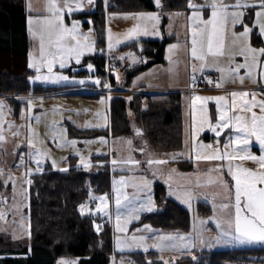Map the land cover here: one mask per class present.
Instances as JSON below:
<instances>
[{
    "label": "rangeland",
    "instance_id": "rangeland-1",
    "mask_svg": "<svg viewBox=\"0 0 264 264\" xmlns=\"http://www.w3.org/2000/svg\"><path fill=\"white\" fill-rule=\"evenodd\" d=\"M97 1L98 0H95V5L92 6L87 5L86 0H84L85 6L83 10L76 12L95 10ZM29 2H31L34 9L31 13H29L27 7ZM204 2L205 0H195L197 4ZM229 2H231V0H229ZM46 3L47 0H26L27 17L30 14L34 17L47 15L44 11ZM103 3L105 7V52L111 51L112 53H117L119 57H125L122 60L123 65L121 68H111L108 70V72H111L115 76L116 80V74L119 73V80L117 81H123L125 69L131 67L130 65L132 62L127 54L132 53L139 58L135 50L122 48V46L130 41L149 37L171 39V41L166 44L165 48V58L168 61V65L162 69L158 68L161 66H156L157 68H150L147 71L141 72L135 77L134 84L138 85L139 83H144L149 86L157 84L173 85L183 82L184 80L187 83L191 73V64L193 62L190 56L191 28L193 26L191 20L192 12L190 9L189 11H167L162 6L161 8L150 10H108L105 5V0H103ZM76 12L71 15L66 14V23L71 25L73 20L80 21V31L85 35H89L90 39L95 42V48L97 49L95 52H103L100 51L101 49L97 46V35L92 17L89 15L77 17V14H75ZM141 12H156L160 15L161 19L158 28L161 34L159 36L141 35L131 40L126 39L125 34L127 30L132 28L135 24L141 23V21L139 19H133L131 16L125 18V14H137ZM209 15L210 11H205L204 19H208ZM252 18L254 19V15ZM89 21L91 23H89ZM245 22L249 23L251 26L249 20L246 19ZM34 27H38V25H34ZM90 28L92 29L91 33H89ZM241 30L242 28L240 26L236 28V31ZM109 34H111L113 44L111 50L108 49ZM28 36L30 40L28 52L29 63V53H32L33 57L38 58L39 47L38 41L34 40L29 32ZM257 37L261 40L260 42H264L262 38L259 36ZM117 40H119L120 43H117ZM170 45H177V48L170 52ZM257 46L264 47V44L262 43ZM94 53H86L85 56L82 57L80 64H76L73 60L64 69H60L59 65H56L54 67V72L69 77L68 80L60 81L59 83L29 79L30 77H34L36 72L34 69L28 67L29 73L27 80L31 85V89L26 93L17 94L14 96V99L7 98V95H0V100H3L6 105L3 110L2 120V135L5 137V140L0 142V169H3V175H0V213H3V218H0V233L4 236L7 247L17 248L22 245H27L30 242L28 213L30 184L28 181H31V176L39 171L36 170L37 165L35 161L31 160L28 155L30 151H34V149H30L28 146V137L33 139L36 148H41L47 153L42 162V169H45L47 165H52L53 167V160L56 161V166L54 168H66L69 165L70 158L75 157L78 164L84 167L83 163H81V156H83L85 161L89 162L90 165L93 164L94 161H92V158L95 155L109 156L110 160L106 162L110 164L111 171L115 173L111 178L110 192L92 193L88 199L80 203V205H86L84 214L100 216L102 219L101 222L96 220V228L99 226V223L101 224L103 221L107 222L111 228L113 253L110 255L108 264L134 263L136 261L134 252L145 251L142 247L135 246L125 248L123 251L116 247L117 237L121 239L125 237L130 238L133 234L147 236L148 239L146 244L148 245V250H157L159 252L157 259L161 260L163 264H165V262H167V264L175 263L182 255H191V257L197 261L201 258L202 253H200V251L203 249L214 250L230 247L264 245L239 243L231 236H221L220 230L216 227V221H220L226 226V221L230 219L234 221L235 218L234 181L227 175V161L207 162L209 165L207 171L201 169V162L195 164V166H198L199 170L195 167L184 171L174 167L172 162L163 164L153 163L149 165L147 161L149 159L154 160L159 153L151 148H145L140 153L137 152V148L144 146L145 136L143 134L137 135L136 130L139 128V125H135L136 122L134 119L132 122L134 123V125H132L134 129L131 133L120 136H114L111 132L106 134L111 127L108 110L109 97L104 92L95 91L94 87H100V89L102 87V89H104L103 84L110 82L108 79L110 76L107 77V75L99 73L96 63L91 59H86ZM236 60L240 62L239 57H236ZM89 63L94 66L91 71L87 68V64ZM41 74H47L46 70H42ZM196 74H200V72L197 71ZM89 77H92V79H89ZM96 78L100 79V85L93 82ZM80 80H85V83H79ZM34 85H42L43 88L46 89L34 90ZM79 86L86 88L75 89ZM55 87L62 88L63 91H57ZM111 89H114V92L111 93L112 95H124L127 99L128 97H132V94L140 91L139 89L127 91V88L120 85L116 87L111 85ZM115 89L119 90V92H115ZM121 90L127 92H122ZM65 91L71 92L66 93ZM193 95L211 96V92L182 91V105L186 119L189 117V109L192 108L191 98ZM29 99L33 101V107L30 112L27 109V101ZM211 102L213 101H209L207 104L208 110L211 107ZM196 103L198 105L200 104L199 101ZM198 110L197 108V118L199 114ZM128 112L129 117L133 118L132 110L129 109ZM37 116L40 117L39 122L35 119ZM53 121L57 122L54 129L51 127ZM9 124H12L13 127L9 128ZM71 128H100L103 129V131L95 136L80 137L72 133L70 131ZM64 130H66V132ZM139 130L142 131L141 129ZM17 132L18 135H14V133ZM53 134L56 136L55 140L53 139ZM101 137L104 142H101ZM73 140L76 141L75 146L65 143L66 141ZM128 140H132L131 146L126 143ZM38 141H43L44 143L41 144L38 143ZM88 141L91 143H86ZM61 145L64 146L61 147ZM77 152H79V155H77ZM170 153L189 155L190 150L185 142L183 149L170 151ZM21 155L24 157L23 163L20 159ZM129 158L137 160L140 163L138 165L124 163V161L129 160ZM113 160H116L117 164L114 165L111 163ZM221 163L225 166L223 174L214 170L216 166ZM235 165L236 164L233 162L234 170ZM28 169H31V173L26 175L25 173ZM9 173H11L10 180ZM154 173L155 175H153ZM143 177H147L150 181L147 187L141 184V178ZM121 178L124 180L123 185L120 183ZM221 179L227 181L231 188L226 189L223 187L219 182ZM154 183H162L166 186L165 198H173L189 210V229L162 230L153 227L149 223H139L144 213L164 212L168 209L166 201L159 202L156 200ZM114 184L116 188H120L122 192L127 193L129 197H131L133 193H137V188H134L132 186L133 184H137L138 187H144V190L138 193L139 200L134 202V206L136 207H139L141 203H147L149 197L154 203L153 211H141L138 221L132 220L126 225L128 229L126 233L119 232L116 229V193L114 191ZM170 191L173 193L172 195L169 194ZM185 191H191L192 193L191 207L182 202L183 193ZM177 195H180L181 199H178ZM104 196L107 197V210L111 214V219L103 213L96 212V207L100 203L98 198ZM224 204H228L229 207L224 208ZM88 209L92 210L91 214ZM126 212L127 209H121V225H124ZM201 221H205V223L202 224ZM144 225H150L152 231L136 232L137 229H143ZM169 234L173 236H183L184 240L164 241V244H175L176 247H165L163 251L156 247H152L154 243H159V236ZM61 259L75 261L76 264L80 261L79 256L62 255L56 258L55 264ZM136 263H140V261Z\"/></svg>",
    "mask_w": 264,
    "mask_h": 264
},
{
    "label": "snow or ice",
    "instance_id": "snow-or-ice-1",
    "mask_svg": "<svg viewBox=\"0 0 264 264\" xmlns=\"http://www.w3.org/2000/svg\"><path fill=\"white\" fill-rule=\"evenodd\" d=\"M87 5H95V0H86ZM157 8H161V0H154ZM107 6V0H105ZM84 0H47L44 11L47 15L27 17L28 32L31 37L38 41L39 57H33L29 53L28 67L34 69L36 75L29 79L35 81H45L52 83H59L60 81L68 80L69 77L54 72V67L59 65L60 69H64L71 61L76 64L81 63L82 57L86 53H94L95 42L90 39L89 35H85L80 31L81 22L73 20L71 25L65 21V16L71 15L76 11H81L84 8ZM28 11H34L31 2L28 4ZM188 7L192 12V28H191V45L190 56L191 64V80L190 83L194 86L197 81L195 75L197 71L201 74L205 69H211L218 72L220 75L214 82L217 88H223L227 83H236L237 81L242 85L245 79L251 80L253 83L257 81L253 79L255 70L264 64V47H253L252 37L257 35L264 41V0H205L204 3L197 4L195 0H188ZM210 11L208 19H204V12ZM254 15V19L252 18ZM131 16L133 19H139L141 23L135 24L128 29L125 38L134 39L141 35L159 36L160 30L158 28L160 22V15L156 12H141L137 14H125V18ZM249 20V23L245 21ZM89 23H91L89 21ZM38 25V27H34ZM237 26L242 28L241 31H236ZM92 29H89V33ZM108 49L113 48L112 37H108ZM117 43H120L117 40ZM177 45H170L169 51L176 49ZM100 51H103L102 49ZM127 56L131 60V65L137 62L146 63L143 58H137L134 54L128 53ZM236 57H243V62H238ZM125 57L121 56L119 59L123 60ZM170 59V58H169ZM87 68L91 71L94 66L89 63ZM241 69L245 70V74L241 75ZM42 70H46L47 74H41ZM117 80H119V73ZM209 83H213L211 77H204ZM92 79V77H89ZM100 85L101 81L96 78L93 81ZM79 83H85V80H80ZM105 89L111 90V84L104 83ZM248 97H251L250 99ZM129 100L132 97H128ZM192 121L190 126L189 141H186V146L190 151H195V160L199 161H227V175L234 181V201H235V218L226 221L222 224L216 221V227L220 230L221 236H231L235 241L242 244H264V99H257L255 91L234 90L230 93L217 96H199L193 95L192 98ZM42 101V98H41ZM200 102L197 118L196 102ZM209 101L215 102V120L209 113L207 104ZM103 102V101H102ZM6 107L5 102L0 100V142L5 140L2 135V120L3 110ZM33 107V101H27V109L30 112ZM259 109V112L254 109ZM250 114V115H249ZM23 118V113H22ZM36 121H40V117H35ZM53 121L52 128L56 126ZM13 127L9 124V128ZM207 128L208 131L215 134L217 138L214 147L212 143H204L199 140V136ZM224 130H228L226 135L228 139L225 141L221 151L219 137ZM66 132V130H64ZM137 135H140V130L137 129ZM35 134V133H33ZM14 135H18L14 133ZM56 136L53 134V139ZM101 142L103 138H100ZM255 140L259 145L260 155L254 154L250 150V146ZM27 143L30 149L28 153L29 158L34 160L37 165V171H42V162L47 153L41 148H36L31 137L27 138ZM43 144V141H38ZM66 144L75 146L76 141H66ZM86 143H91L90 141ZM129 146L132 145V140L126 142ZM64 145H61L63 147ZM228 149H231L230 151ZM140 151H143L141 149ZM79 155V152H77ZM177 158L176 155L172 157L173 160ZM23 163V155L20 156ZM81 163L85 168L90 167V163L85 161L83 156L80 157ZM239 160L241 162L251 161L254 167H247L243 163L237 164L235 170L233 169V161ZM117 164L116 160L112 162ZM124 163H132L138 165L137 160L124 161ZM149 165L167 163L164 160L147 161ZM53 167L56 166V161H52ZM22 166V165H21ZM224 164L221 163L216 166L215 171L223 174ZM67 171V169H61ZM175 171V170H173ZM31 173V169L26 171V175ZM0 175H3V169H0ZM155 175V173L153 174ZM11 173H9V180ZM223 187L230 189L231 186L227 181L221 179L219 181ZM30 184L31 181L29 180ZM124 184L123 178L120 181ZM141 184L147 187L150 181L147 177L141 178ZM137 188V193H133L131 197L120 188H116L114 184V191L116 193V229L119 232L126 233L128 231L126 225L132 220H139L141 211H153L154 203L151 198H148L147 203H141L139 207L134 206V202L139 200L138 193L144 190V187H138L137 184L132 185ZM170 195L173 193L170 191ZM191 191L183 193L182 202L191 207ZM181 199L180 195H177ZM100 203L96 207V212L103 213L111 219V214L108 212L107 197H99ZM123 201V202H122ZM81 214H84L86 205L81 204ZM228 208V204L223 205ZM127 209L125 214L124 225H121V209ZM91 214L92 210L88 209ZM0 218H3V213H0ZM205 223V221H201ZM99 231V226H97ZM152 231L150 225H144L143 229H137L136 232ZM148 237L145 235L133 234L130 238L125 237L121 239L117 237L116 247L123 251L125 248L142 247L145 251L148 250L146 244ZM159 243H154L152 247H156L163 251L165 247H176L173 245H166L164 241H183V236L161 235L158 237ZM57 264H76L75 261L61 259ZM167 264V262H165Z\"/></svg>",
    "mask_w": 264,
    "mask_h": 264
},
{
    "label": "trees",
    "instance_id": "trees-1",
    "mask_svg": "<svg viewBox=\"0 0 264 264\" xmlns=\"http://www.w3.org/2000/svg\"><path fill=\"white\" fill-rule=\"evenodd\" d=\"M167 11H189L188 0H161ZM108 10L156 9L153 0H107ZM77 17L91 16L97 35V46L103 52H95L86 59L93 60L98 72L106 75L105 7L97 1L93 11L76 12ZM26 0H0V95L14 96L31 89L27 80L30 40L27 32ZM170 38H141L128 42L122 48L138 53L146 63H136L124 71L123 81H117L110 72V84L130 88L134 79L155 64L166 63L165 48ZM252 41L261 45L257 35ZM139 88L144 86L140 83ZM35 89H46L34 85ZM50 88V87H49ZM57 91L62 88L55 87ZM12 95V96H10ZM129 109L133 118L129 117ZM16 114V112H15ZM110 129L114 136L129 134L139 125L145 136V144L156 152L183 149L186 142L184 111L181 91L145 92L132 94L129 100L124 95H112L109 102ZM70 131L80 137L102 133L100 128H80ZM110 160L106 155H95L93 164L85 168L71 157L66 168L45 169L31 176L29 186L30 242L17 248L7 247L0 233V264H55L58 256H79L78 264H108L113 253V241L109 224L99 223L100 216L81 214L79 205L92 193L110 192ZM103 162V163H99ZM178 163L185 170L190 165ZM61 169H67L62 171ZM166 186L155 183L156 200L167 202L164 212L144 213L139 223H149L162 230H187L190 224L189 210L173 198H165ZM197 261L191 255H182L172 264H264V245L230 247L226 249H203ZM116 254V252H115ZM159 252H134L135 262L130 264H163L157 259ZM119 256V255H118ZM151 259V260H150ZM140 261V263H136Z\"/></svg>",
    "mask_w": 264,
    "mask_h": 264
},
{
    "label": "crops",
    "instance_id": "crops-1",
    "mask_svg": "<svg viewBox=\"0 0 264 264\" xmlns=\"http://www.w3.org/2000/svg\"><path fill=\"white\" fill-rule=\"evenodd\" d=\"M238 27V26H237ZM264 44V42H262ZM252 46L255 47L257 46V44H255L253 41H252ZM259 47V46H257ZM239 61L242 63L243 62V58L239 57ZM166 65H168V61L166 63H163V64H155L153 66H151L150 68H155L156 66H161V67H158V68H163L165 67ZM148 68V69H150ZM157 68V67H156ZM147 69V70H148ZM145 70V71H147ZM206 74L209 75V77H211L212 81H213V88L212 89H207V90H199V91H193V92H211V96H217V95H224L226 93H230L231 91H234V90H243V91H255L257 93V99H264V69H263V64L258 67L255 72H254V76H253V79L256 80L257 82L256 83H253L251 80L249 79H245L244 83L241 85L238 81L236 83H227L225 84V86L223 88H217L215 86V81L218 79L219 77V73L214 71V70H211V69H205V72ZM241 75H244L245 74V70L244 69H241V72H240ZM190 80H191V73H190V76H189V79L187 81V83L185 82V80L183 82H179V83H176V84H173V85H146L144 84V86H142L141 88H139V84H134L133 86H131L130 88H127L126 90L127 91H132V90H135V89H143V90H147L148 92H157V93H161V92H165V91H189V87L191 86V83H190ZM82 88H86V87H81L79 86L78 88H75V89H82ZM89 89V88H87ZM92 89V88H91ZM97 89H100V87H94V90L97 91ZM102 89V87H101ZM68 90V89H67ZM93 90V91H94ZM59 91H63V90H59ZM66 92V91H65ZM71 92V91H69ZM68 91L66 93H69ZM73 92V91H72ZM192 92V91H191ZM106 94V93H105ZM107 95V94H106ZM109 97V102H110V98L111 96H108ZM249 99L251 97H248ZM197 106H200V104L198 105L196 103V107ZM199 109V107H197ZM108 110H109V105H108ZM183 111H184V108H183ZM254 111L256 112H259V109H254ZM209 113L212 115L213 117V121L215 120V115H216V112H215V102H211V107L209 108ZM250 115V114H249ZM109 117H110V114H109ZM191 121H192V108L189 109V117L186 119V116H185V113H184V124H185V131H186V140H189V134H190V126H191ZM228 130H224V132L221 133V136L219 137V140H220V145L219 147L221 148V151H224V148H223V145L225 143V141L228 139V136L226 135ZM199 140H202L203 142H205L206 144L207 143H212L213 146L215 147L216 146V137H215V134L208 131L207 128L205 129L204 132H202L198 138ZM141 148L144 150L145 148H149L146 144H144L143 147H139L137 148V152H142L140 151ZM229 151L231 149H228ZM250 150L256 154V155H260V150H259V145L258 143L253 140L251 146H250ZM159 155L156 156L154 158V160H164V161H167V162H172L173 166L178 168L179 170H182L184 171L183 169L180 168V166L178 165L179 162L181 161H185L187 162L188 164L187 165H190L187 169L185 170H188V169H193V168H197V170H199L198 166H195V164H198V163H202V170L204 171H207L209 169V165L207 164V162H210V161H199L197 162L195 160V153L194 151H190V154L189 155H184V154H179V153H170V152H167V153H164V152H158ZM176 155L177 158L175 160L172 159V157ZM226 161V160H225ZM223 161V162H225ZM234 164H245V166L247 167H254V165L252 164L251 161H245V162H241L239 161L238 159L233 161ZM248 162V164H247ZM112 163V162H111ZM235 165V166H236ZM155 185V183H154ZM153 250V249H151ZM151 250H148V251H151ZM143 252H147V251H143Z\"/></svg>",
    "mask_w": 264,
    "mask_h": 264
},
{
    "label": "built area",
    "instance_id": "built-area-1",
    "mask_svg": "<svg viewBox=\"0 0 264 264\" xmlns=\"http://www.w3.org/2000/svg\"><path fill=\"white\" fill-rule=\"evenodd\" d=\"M106 62L108 65L107 67L120 68L123 65L122 60L119 59V56L116 53H108ZM195 75L197 76V81L194 86L191 85V87L189 88L190 91L211 89V87L209 86V82L204 78L205 76H208L206 73H203V74L200 73V74H195ZM104 91H106L108 94H111L112 92H114V89H111V90L104 89ZM121 91L127 92L123 90ZM115 92H119V90H115ZM137 92H141V91H137Z\"/></svg>",
    "mask_w": 264,
    "mask_h": 264
},
{
    "label": "water",
    "instance_id": "water-1",
    "mask_svg": "<svg viewBox=\"0 0 264 264\" xmlns=\"http://www.w3.org/2000/svg\"><path fill=\"white\" fill-rule=\"evenodd\" d=\"M153 3H154V0H153ZM161 4H162V2H161ZM154 5H155V3H154ZM155 7H156V5H155Z\"/></svg>",
    "mask_w": 264,
    "mask_h": 264
}]
</instances>
